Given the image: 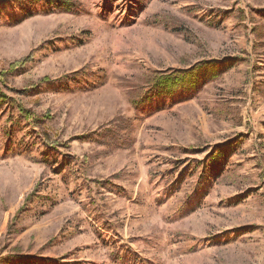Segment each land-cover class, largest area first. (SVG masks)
<instances>
[{"label":"rangeland","instance_id":"obj_1","mask_svg":"<svg viewBox=\"0 0 264 264\" xmlns=\"http://www.w3.org/2000/svg\"><path fill=\"white\" fill-rule=\"evenodd\" d=\"M59 1L0 0V264H264V0Z\"/></svg>","mask_w":264,"mask_h":264},{"label":"trees","instance_id":"obj_2","mask_svg":"<svg viewBox=\"0 0 264 264\" xmlns=\"http://www.w3.org/2000/svg\"><path fill=\"white\" fill-rule=\"evenodd\" d=\"M9 4H16V6L23 13V16H28L29 11L25 9L26 5H29L31 8H34L36 5H47L49 7H54L62 12H71L72 3L70 1L60 2L59 0H8ZM32 59V56L25 57L14 61L8 64L7 71L0 72V83L5 84L7 80V76L17 69L23 68L27 63H29ZM229 66L219 65L218 63L211 61L206 63H198L197 65L190 67L189 69H179V70H170L162 73H156L151 75L146 84L149 89L148 93L151 94V98L159 99V98H169L175 95L177 92L184 91H193L195 92L199 87L205 85L207 82L217 79L223 72L228 70ZM224 69V70H223ZM76 75V74H74ZM67 79V77H66ZM48 78H43L40 80L41 82H47ZM6 98V97H5ZM19 108V112L21 115L26 118H31V112L25 110L21 107ZM44 140H48L47 137H44ZM221 154V151L218 153ZM25 209V208H23ZM22 209V210H23ZM21 210V211H22ZM20 211V212H21ZM17 258H23L18 256ZM29 259L28 257H24ZM48 262H52V260H47Z\"/></svg>","mask_w":264,"mask_h":264}]
</instances>
